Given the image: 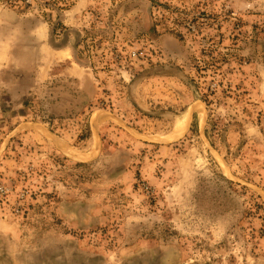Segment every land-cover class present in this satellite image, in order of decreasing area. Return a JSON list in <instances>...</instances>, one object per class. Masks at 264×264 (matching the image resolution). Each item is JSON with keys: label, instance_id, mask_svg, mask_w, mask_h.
Instances as JSON below:
<instances>
[{"label": "rangeland", "instance_id": "obj_1", "mask_svg": "<svg viewBox=\"0 0 264 264\" xmlns=\"http://www.w3.org/2000/svg\"><path fill=\"white\" fill-rule=\"evenodd\" d=\"M0 264H264V0H1Z\"/></svg>", "mask_w": 264, "mask_h": 264}, {"label": "bare ground", "instance_id": "obj_2", "mask_svg": "<svg viewBox=\"0 0 264 264\" xmlns=\"http://www.w3.org/2000/svg\"><path fill=\"white\" fill-rule=\"evenodd\" d=\"M189 119H190V117H189V115H187V116L185 117L184 121H183L182 124H181V128H182V129H184V128L186 127V125H187L188 122H189Z\"/></svg>", "mask_w": 264, "mask_h": 264}, {"label": "trees", "instance_id": "obj_3", "mask_svg": "<svg viewBox=\"0 0 264 264\" xmlns=\"http://www.w3.org/2000/svg\"><path fill=\"white\" fill-rule=\"evenodd\" d=\"M197 94H198V92H197L195 95H197ZM192 125H193V126L196 125V120H195V118H194V120H193ZM82 137H83V138H84V137H87V134H86V135H82Z\"/></svg>", "mask_w": 264, "mask_h": 264}, {"label": "built area", "instance_id": "obj_4", "mask_svg": "<svg viewBox=\"0 0 264 264\" xmlns=\"http://www.w3.org/2000/svg\"><path fill=\"white\" fill-rule=\"evenodd\" d=\"M0 1H1V0H0ZM24 1L28 2V0H24Z\"/></svg>", "mask_w": 264, "mask_h": 264}]
</instances>
